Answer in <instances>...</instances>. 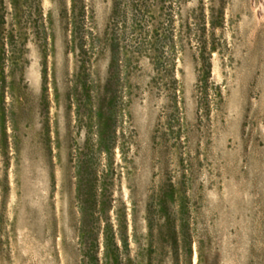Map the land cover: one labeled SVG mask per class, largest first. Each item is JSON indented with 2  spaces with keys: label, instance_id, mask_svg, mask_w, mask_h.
<instances>
[{
  "label": "rangeland",
  "instance_id": "374dc122",
  "mask_svg": "<svg viewBox=\"0 0 264 264\" xmlns=\"http://www.w3.org/2000/svg\"><path fill=\"white\" fill-rule=\"evenodd\" d=\"M19 1L0 264H264V0Z\"/></svg>",
  "mask_w": 264,
  "mask_h": 264
},
{
  "label": "trees",
  "instance_id": "16d2710c",
  "mask_svg": "<svg viewBox=\"0 0 264 264\" xmlns=\"http://www.w3.org/2000/svg\"><path fill=\"white\" fill-rule=\"evenodd\" d=\"M117 4V0L115 2ZM140 3V2H139ZM137 4V5H134L132 4L130 6L131 8V11L132 12H137V9H144L146 8V6L144 5V2L140 3V4ZM115 4V7L117 8V5ZM9 5L11 7V10H12V13H11V19H12V22H14V25H12L13 28H15L17 25H19V22L20 21V1L19 0H9ZM115 8V11H114V18L117 17V9ZM1 9H2V3L0 2V12H1ZM141 23V22H140ZM144 23V21H143ZM5 24L4 22V18L2 16V14L0 13V29L1 27H3ZM130 28H132V31H136L137 29H141L140 28V25H138L136 23V20H132V24L130 25ZM13 32V31H12ZM10 33L9 37H8V46L10 48H14V44H15V37L13 35V33ZM0 35H1V30H0ZM1 36H0V47L3 46L2 42H1Z\"/></svg>",
  "mask_w": 264,
  "mask_h": 264
}]
</instances>
